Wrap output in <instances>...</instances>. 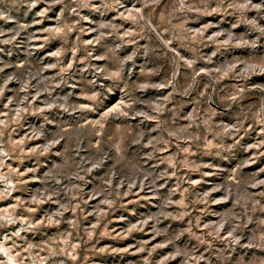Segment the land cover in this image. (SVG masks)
I'll return each instance as SVG.
<instances>
[{
	"label": "rangeland",
	"instance_id": "1",
	"mask_svg": "<svg viewBox=\"0 0 264 264\" xmlns=\"http://www.w3.org/2000/svg\"><path fill=\"white\" fill-rule=\"evenodd\" d=\"M243 2L189 0L195 5L193 10L179 11L178 0H158L147 7L144 0H87V6H84L83 0H61L57 4L53 0H41L32 8L28 6L30 0H16L15 3L9 0L6 10H10L13 20H0V30L5 32L0 41L11 39L9 43H0V68L4 69L0 71V85L8 76L17 79L8 83L3 97H0V113H7L5 105L10 98L19 101L25 96L28 100L24 106L42 107L43 101L68 93H71L72 103L89 104L91 101L85 98V94L97 91L101 93V103L95 111L76 116H66L58 109L43 115L27 113L19 125H10L5 131V144L9 139L22 140L30 130H39L41 126L48 138L60 132L61 129L54 124L45 123V116L56 124L69 123L78 127L87 125L88 121L99 120L122 99L134 101V111H143L156 119L113 115L103 125H88L83 132L86 138L79 153L74 151V137L63 140L57 148L39 156H29L28 152L43 145L46 142L44 139L29 138L23 145V154L19 150L11 152V158L6 160L8 167L3 171L7 172L10 167L19 171L20 175L15 178L16 190L10 197L0 200V214L15 208V217H31L38 226L22 232L20 238L11 235L22 227L19 222L0 227V238L11 237L8 246L15 240L21 245L15 251L24 258L28 257L31 245L38 246L33 249V254L40 257L49 256L53 250L58 252L45 264H145L146 261L147 264H159L162 260L164 264H183L185 256H175L178 249L204 257L200 264H264V247L247 246L250 241L260 243V238L264 237V208L252 209L249 205L251 219L245 218L238 232L244 239L240 244L232 245L225 242L223 232L217 238L204 225L227 216L236 196L228 203H210L207 206L198 200L214 187H221L222 190L213 192L208 199H222L234 173L243 182L237 192L242 201L250 193L264 192V185L256 188L246 186L253 180L264 179V171H261L264 169V144L259 148L249 147L264 141V125L254 118V113L264 103V93L253 88L255 84H264V74L241 78L237 68L226 78H221L213 71L217 68L226 70L232 61L248 63L264 59V33L248 22L254 19L260 27H264V11L247 9L241 12L233 7L234 3ZM253 3H259L264 8V0H253ZM217 8L220 11H212ZM132 9H142L145 19L134 22L128 16ZM101 22L116 27L99 28ZM64 24L70 25L71 29L62 34L49 31ZM22 25L28 27L22 28ZM205 25L212 27L207 28L201 38L194 41L188 36L187 29L199 30ZM125 32L133 35L125 36ZM216 32H231L246 41L247 46L236 47V41L230 46H221L219 42L228 39V36L221 35L213 41L211 37ZM101 34L102 38L97 41ZM257 41L260 47L253 48L251 45ZM56 51L63 54L60 57L51 55ZM132 52L137 55L134 61L124 64L122 79H106L108 73L115 71L124 57ZM212 53L216 55L212 57V63H208L206 58ZM196 56L200 58L194 66L195 70L178 59H193ZM51 64L57 67H46ZM63 68L68 71L62 74ZM174 74L175 92L168 84ZM42 79L50 82L51 91L42 93L33 101L35 89L47 86L41 83ZM26 80H30V88L22 91V83ZM62 80L65 82L61 83ZM193 81L195 85L190 93L183 94ZM145 83L163 84L164 87L141 91L140 86ZM56 84L60 86L55 87ZM237 87H244L247 91L242 99L233 102L231 96ZM170 93L171 101L165 102L164 98ZM157 102L163 103L166 110L155 111ZM10 107L15 108L16 104ZM209 112L217 114L211 120V128L203 123ZM221 123L242 124L243 127L235 138L221 140L213 135L220 131L216 125ZM140 132L144 133L141 144H132L131 141ZM205 138L215 144H223L225 148L208 150ZM149 139L160 142L155 147H147ZM101 141L105 153L111 157L102 168L86 175L84 181L70 182L65 179L62 185L53 184L48 174L72 171L68 158L74 157L79 162L85 157L97 156L96 149ZM228 145L234 147L229 149ZM8 148L11 150L10 144ZM121 151L126 157L124 161L117 157ZM57 152L64 155L59 156ZM170 158H175L176 168L169 166ZM129 161H138L143 166V172L150 173L146 183L151 185L154 179V188L146 187L141 191L137 187L132 194H127V187H121L120 181L129 175ZM182 162L190 167H184ZM206 164L213 167H200L198 171H193L191 167ZM88 166L85 164V167ZM29 168H36L37 171L27 172ZM113 169L117 176L111 185L113 195L110 198L116 203L109 208L102 203L104 196L101 190L107 187L105 180ZM162 173L168 175L162 176ZM139 179L143 180V176ZM71 183H79L83 189L75 198L64 191V187ZM46 187L59 188L60 195L40 205L17 204L20 200L29 201L33 194ZM185 197L189 205L187 209L178 203L166 206L169 198L178 202ZM255 199L264 205V196L257 195ZM61 204L70 207L62 217H56L61 221L58 225H39L46 216L59 211ZM29 207L36 208V211L29 212ZM162 211L173 215L160 216ZM184 212L187 215H182ZM150 216L159 217L158 222L150 220L146 225L141 223ZM71 221H75V225ZM133 225L137 227L132 228ZM156 230L161 234L157 235ZM227 230L226 227L225 232ZM65 238L71 245H78L74 252L75 260L61 251L64 246L60 241ZM169 240L172 242L165 247H157ZM68 251L71 252V248ZM166 256L174 258L164 260ZM0 259L4 257L0 255ZM25 264H31V260L25 259Z\"/></svg>",
	"mask_w": 264,
	"mask_h": 264
},
{
	"label": "clouds",
	"instance_id": "2",
	"mask_svg": "<svg viewBox=\"0 0 264 264\" xmlns=\"http://www.w3.org/2000/svg\"><path fill=\"white\" fill-rule=\"evenodd\" d=\"M16 0H12V3H15ZM41 0H30L29 7H35L37 4H39ZM61 0H53L54 4L60 3ZM118 2V0H117ZM158 0H144V5L147 7L150 3H157ZM9 3V0H0V20L3 21H12L13 17L10 13V10H6L7 5ZM179 3V11H191L195 7L194 4L189 3V0H178ZM84 6H87V0H83ZM233 7L237 8L241 12L247 9H253L257 12L264 11V8H262L261 4L259 3H253V0H244L242 4H233ZM212 11H220L219 8L212 9ZM142 9H132L128 16L131 18L134 22L136 21H143L145 19L144 15L142 14ZM43 14V13H42ZM250 24H252L254 27H258L259 31L264 33V27H260L257 20L249 19L248 21ZM22 28L28 27L27 25H22ZM112 27L115 29L116 26L111 25L109 23L101 22L99 24V28H109ZM212 27V25H205V28L194 30V29H187L188 36L192 38L194 41L201 38L203 36L204 31ZM71 26L68 24H64L63 26H57L54 29H49L51 32H55L56 34H62L65 33L66 30H70ZM18 34V33H17ZM227 35L228 39L224 41H220L219 44L221 46H230L232 45L233 41H236L235 46L236 47H244L247 46L246 41H244L241 38L236 37L233 33H224V32H216L213 34L211 39L213 41L216 40L217 37L221 35ZM5 32L0 30V36H4ZM125 36H131L133 33L131 32H125ZM103 34H101V37H97V41L101 39ZM14 38V37H13ZM97 41H91L90 43H95ZM10 40L7 41H0V43H9ZM253 48L260 47L259 42H255L253 45H251ZM63 54L62 51H56L53 52L51 55L60 57ZM137 53L132 52L124 57V59L121 61L120 66L112 72H109L108 75L105 77L106 79H111L113 81H118L122 79V72H123V66L127 62L134 61ZM216 53H212L211 56H208L206 58L208 63H212V57L215 56ZM99 59H103V57H98ZM200 57L196 56L193 59H185L183 57H178L179 60H182L184 65H186L188 68L194 69L195 64L197 63V59ZM47 68H56V64L47 65ZM71 67V65L69 66ZM240 69V77L241 78H251L253 74H264V59L258 60V61H252L248 63H244L242 61H232L228 65L227 69L224 68H217L213 71L215 73H218L221 78H226L230 73H233L236 71V69ZM3 68H0V71H3ZM43 70V69H42ZM41 70V71H42ZM68 71L67 68L61 69V73H66ZM102 71V70H101ZM211 75V73H209ZM17 79L14 76H8V78L4 81L3 85H0V97H3L4 92L7 88V85L10 81ZM176 76L174 74L171 81L168 82V84L173 88L174 92L177 91V87L175 84ZM65 81H61V83H64ZM30 80H26L22 83V91H27L30 88ZM41 83L46 84L44 88L37 87L35 89V95L32 97V100L35 101L38 99L42 93H50L51 91V85L49 81L41 80ZM93 83H95L93 81ZM195 85V81L193 83L189 84L187 88L184 90L183 94L187 95L190 93V91L193 89ZM59 84H56L55 87H59ZM164 87L163 84H152V83H145L144 85L140 86L141 91L147 90L148 88H161ZM254 89L259 90L260 92L264 93V84H255L253 85ZM247 91L244 87H237L236 91L232 94L231 100L233 102H237L238 100L243 98L244 92ZM85 98L91 101L89 104H76L71 102V93H68L67 95L57 97V98H50L49 100L43 101L42 107H35L34 105H28L24 106L28 100V97L25 96L23 99L17 101L14 98H10L8 100V103L5 105V107L8 109L7 113H0V200L6 199L12 195V193L16 190L17 187V181L16 177L20 175L19 171L11 169L9 167V170L7 172H4L3 169L5 167H8L6 165V160L11 158V152L19 150L22 154L24 153L23 145L27 143V140L29 138L31 139H44L46 142L43 145L37 146L35 148H32L29 150L28 155H42L47 154L51 152L53 149L57 148L60 143L63 140L66 139H72L75 138V145H74V151L79 153L81 151V144L83 143L84 139L86 137L83 136V132L86 126L88 125H103L105 121L113 115H124V116H140L144 117L145 119H156V117H153L143 111H134L133 109V103L134 101L128 99V100H121V103L116 105L114 108L108 109L107 112H105L99 120L96 121H88L87 125L81 124L78 127H74L69 123L66 124H56L55 121L49 120L47 116L44 117L45 123H52L57 128L61 129L60 132L54 134L51 138H48L46 136L44 127L41 126L39 130L32 129L29 131V134L25 136L22 140L19 141H12L9 139L8 144L11 145V150L8 148V144H5L3 137L5 135V131L9 128L10 125H19L21 120L23 119L24 115L27 113H31L33 115H43L46 112H51L53 110H59L60 112L64 113L66 116H76L78 113H85L89 111H95L96 106L101 103V93L97 91H92L90 93L85 94ZM172 93L169 94V96L164 98L165 102L171 101ZM16 104L15 108L10 107V105ZM165 107L163 103L157 102L155 105V111L157 112H163L165 111ZM14 113V116L12 115ZM217 115L214 112H209L206 117L203 118V123L206 127L211 128V120L213 116ZM254 118L256 119L257 123L264 125V103L261 104L260 108L254 113ZM220 129L218 133H213V135L216 138L223 139L225 137H231L235 138L239 132L241 131V128L243 127L242 124H228V123H221L216 125ZM144 138V133L140 132L138 134V137L133 139L131 141L132 144H141V141ZM160 141L158 140H152L149 139L147 141V144L145 146L147 147H155L157 143ZM102 141L101 145L97 146L96 152L98 153L95 157H85L81 159L79 162H76L74 157L68 158L71 160L73 170L70 172H63V173H57L56 175L48 174L51 177V180L54 185H62L63 181L65 179L71 181H84L85 176L88 174H91L96 169L102 168L109 159H111L110 155L108 153H105L103 147H102ZM205 147L208 150H211L213 148L218 149H224L225 146L223 144H215L213 141L207 140L205 138L204 140ZM261 144H264V141L255 144L250 145L249 147H255L259 148ZM234 145H228L227 148H232ZM186 152L188 150H185ZM57 155L63 156V153L57 152ZM117 157L124 161L126 157L124 156L123 151L119 152L117 154ZM150 158V157H149ZM175 158H170L168 163L169 166L172 168H176L177 164L173 161ZM183 163V162H182ZM246 164L248 162H245ZM85 164H88V167H85ZM184 167H190L187 163H183ZM129 167V175L126 176L124 179L120 181L121 187L126 186L127 187V194H132V191L134 188L139 187L141 191L144 190L146 187H155L154 179L153 183L151 185L147 184L146 181L149 179L150 173H144L143 172V166L138 161H129L128 162ZM193 171H198L200 167H213L210 164L206 165H195L191 166ZM27 172L35 173L37 171L36 168H29L26 170ZM261 171H264L262 169ZM162 176L168 175L167 173H162ZM204 175H209V173H204ZM258 175V174H257ZM117 173L115 170H110L108 176L106 177L105 183L107 187H104L101 190V195L104 196V199L102 200V203L107 205L109 208L113 207L116 201L114 199H111L110 197L113 195L111 185L113 181L116 179ZM143 176V180H140L139 177ZM193 183H200V181H194ZM243 183L242 181L238 180L236 178V174H233L232 181L227 186L228 190L225 191V196L222 199L210 201L208 198L212 195L213 192L221 191V187H214L211 189V191L204 192L202 196L198 198L199 202L204 203L206 206L210 203H228L233 196H236L235 202L233 204L232 210L229 212V214L225 217H221L219 221L217 222H210L206 225H204L205 228L209 229L211 234L213 236H216L217 238L220 237V234L223 232L224 236L223 239L225 242H228L232 245H238L244 239V237L238 235V232L240 230L241 225L245 222V218L250 220L249 214V205H251L252 209L256 208H264V205L260 204V201L255 199V196H264V192L260 193H250L248 197L245 200H241L239 196L237 195V192L239 191L240 185ZM264 185V179L259 180H253L251 182L247 183V187L256 188L259 186ZM64 191L68 194L73 196V198L76 197L78 193H82L83 189L79 183H71L70 186H65ZM187 192V190H185ZM139 193H137L138 195ZM60 195V189L57 187H46L44 190L40 191L39 193L33 194L31 199L27 202L20 200L17 202L19 206H23L25 203L28 205H40L45 202L53 200L55 197H58ZM95 195V193H93ZM59 203V201H57ZM173 203H178L180 207L187 209L189 205L186 203V197L182 198L178 202L172 201L170 198L167 201L166 206H170ZM70 205L68 204H61L60 210L52 213L45 217L44 220H41L39 222V225L48 224V225H58L61 221L59 219H56V217H62L64 211L69 210ZM76 207H79V205H76ZM29 212H35L36 208L29 207ZM15 212V208L11 210V212H6L4 214H0V227H3L5 225H12L16 223H20L22 225L21 228H19L16 232L12 233V237L20 238L21 233L25 231H31L35 229L38 225L37 223H34L31 217L27 218H19L15 217L13 213ZM173 215L170 212H161L160 216H171ZM182 215H187V212L182 213ZM150 220L157 221L159 220V217L157 216H150L147 219L143 220L141 223L146 225ZM73 225H75V221H71ZM199 225V218L197 220V226ZM95 227V225L93 226ZM136 225H133L132 228H136ZM227 227V231L225 232V228ZM131 230V229H130ZM189 232H191V229H189ZM156 234L160 235L161 232L159 230H156ZM178 238V237H177ZM11 239L9 236H4L3 238H0V255L4 257V259H0V264H25V259L31 260V264H45V261L49 259L51 256L58 255V252L53 250L49 253V256L47 257H40L38 255L33 254V249L37 248V245H31L28 249V257L24 258L22 257L21 253L16 252L15 250L18 247H21V245L16 244L15 240H13L11 246H8V241ZM89 239H91V234L89 235ZM261 242L258 244H254L253 242L248 243V247H264V237L260 238ZM172 241L169 240L165 242V244H158L157 247H165L167 243H171ZM61 244H63V248L61 251L65 252L66 255H71V258L73 260L76 259V256L74 255L75 248L78 247V245H71L69 240L67 238L60 241ZM71 248V252L68 251V249ZM185 256L183 264H200L202 260H204V257L202 256H195L194 254H189L187 252H181L179 249L175 253V256ZM174 256H166L164 257V260L173 259ZM62 264V262H61ZM147 264V261L145 262ZM159 264H164V261H160Z\"/></svg>",
	"mask_w": 264,
	"mask_h": 264
}]
</instances>
